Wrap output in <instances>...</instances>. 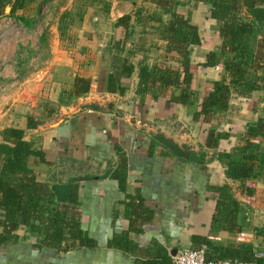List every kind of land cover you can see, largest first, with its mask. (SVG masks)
I'll return each mask as SVG.
<instances>
[{"label":"crops","instance_id":"obj_1","mask_svg":"<svg viewBox=\"0 0 264 264\" xmlns=\"http://www.w3.org/2000/svg\"><path fill=\"white\" fill-rule=\"evenodd\" d=\"M110 2L109 21L112 24L107 31L98 23L101 16L94 17L89 13L77 31V38L82 40L76 43V49L60 52L56 59L26 77L10 70L9 66L0 68V143L5 129L26 126L29 117L43 122L38 129L28 131L26 140L43 150L46 162L33 158L30 166L42 183L54 184L63 177L78 179L82 226L98 242L99 248L71 255L54 250L40 251L33 247L35 240L31 235L21 230L20 245L0 248V264H134L130 256L107 247L115 235L129 230L124 201L126 195L134 197L137 194L154 216L142 234L130 235L139 247L148 249L157 243L171 255L174 249H192V237L203 236L223 248L232 243H245L264 251V173L258 181L249 183L255 189L254 196L237 193L245 210L242 219L251 215L250 225L247 224L242 233L219 232L214 236L211 230L218 195L210 187L230 182L223 164L210 161L214 152L206 143L211 125L194 122L193 114L172 103L170 98L154 101L151 97L137 96L138 71L131 79L122 78V86L126 88L124 95L105 93L107 74L122 70L121 63L116 61L117 54L109 47L112 40H119L124 35L115 24L120 18L134 14L132 3ZM69 7L64 10H71ZM198 7L195 6L191 21L206 33L202 48L194 52L192 66L193 89L200 103L211 92V83L222 78L223 68L222 65L218 68L200 67L207 54L216 49L219 25L206 21L204 31L201 21L204 19H200L199 10L206 9ZM182 10L184 7L179 8V12L186 16ZM205 16L207 19V14ZM136 29L138 37L141 36V28ZM103 32L107 36L101 42ZM85 37L92 39L89 41ZM134 42L139 45L128 48L137 54L136 58L132 57L135 64L146 56L150 65L177 67L171 59L176 55L166 54L165 43L157 39L153 43L146 36L143 42ZM59 71H64L68 80H55ZM76 76L91 79L90 94L75 100L71 106L60 107L62 91ZM259 97V93L248 98L235 97L230 112L216 117L219 131L231 135L228 140L221 141L219 152H229L242 144L241 138L248 123L264 115L261 111L264 105L256 107ZM44 102L56 109L51 119L43 111ZM159 133L180 142L184 150L191 151L189 157L175 156L156 139L155 135ZM121 156L127 163L126 192L112 177ZM88 176L95 179L84 180Z\"/></svg>","mask_w":264,"mask_h":264},{"label":"trees","instance_id":"obj_2","mask_svg":"<svg viewBox=\"0 0 264 264\" xmlns=\"http://www.w3.org/2000/svg\"><path fill=\"white\" fill-rule=\"evenodd\" d=\"M135 8L133 15L120 18L116 29L124 31L119 40H112L109 47L117 54L116 61L122 70L115 74L109 72L106 78L105 93H126L122 86L123 79H131L139 72L135 93L141 98L151 97L154 101L170 98L171 102L187 108L193 114L194 122L211 125L206 146L212 152L210 161L223 164L224 173L230 183L212 186L210 190L218 195L216 212L212 221L211 234L219 232L242 233L251 223V215L245 219L243 204L237 193L252 197L255 189L251 181H258L264 173V115L257 121L250 122L242 136V144L229 152H219L221 141L231 135L219 131L215 119L218 115L230 112L235 97H251L259 93L256 107L264 105V0H124ZM193 2L202 13V24L206 21L219 25L216 49L209 52L206 61L200 67L218 68L222 65L223 76L213 81L211 92L198 103V94L193 89L192 72L194 52L202 48L204 32L192 23L191 18L179 12ZM37 0H0V19L8 17L29 28L30 19L20 12L26 11ZM94 5H76L75 11L63 14L59 31L62 39L67 37L78 21L82 24L89 7L102 5V10L109 16L111 4L104 0L92 1ZM89 6V7H88ZM194 6V7H195ZM10 13H7V11ZM207 14V19L206 15ZM141 28V36L137 35ZM152 35L165 43L167 55L175 54L171 59L176 66L150 65L148 58L134 63L137 54L128 48L143 42L144 36ZM89 41L92 38L85 37ZM42 41H45L43 36ZM82 39L77 38V42ZM73 42V37L68 38ZM76 42V43H77ZM92 89L91 79L76 76L72 84L61 93L59 106L68 107L75 100L86 97ZM48 118L54 117L56 109L49 102L42 104ZM264 113V107L261 109ZM43 122L33 117L28 118L26 126L5 129L0 143V248L18 246L21 242L20 231L25 230L35 240L33 247L54 250L71 255L81 250H97L98 242L89 236L82 226V196L77 178L65 177L56 183H42L37 173L31 168L30 160L46 162V155L33 142L27 141L28 131L36 130ZM205 157V156H204ZM200 162L202 160L200 159ZM112 177L119 181L126 192L127 163L125 157L118 158ZM88 176L84 180H94ZM124 216L130 223L129 230L115 235L108 244V249L124 253L134 260V264H173L169 251L154 243L144 249L135 244L131 234H142L144 227L153 219V214L143 203L139 194L126 195ZM192 249L206 251L208 262L240 261L246 264H264V257L257 258L260 251L252 244L232 243L223 248L208 237L193 236Z\"/></svg>","mask_w":264,"mask_h":264},{"label":"rangeland","instance_id":"obj_3","mask_svg":"<svg viewBox=\"0 0 264 264\" xmlns=\"http://www.w3.org/2000/svg\"><path fill=\"white\" fill-rule=\"evenodd\" d=\"M70 1H73L72 4H70ZM92 1L95 0H37L26 11L20 12V14L30 19L31 26L29 28L8 17L0 19V68H3V65L5 67L9 66L10 70L14 69V71L26 77L33 72L41 70L47 62L56 59V56L60 55V52L68 53L76 49L77 31L79 32L81 29L79 27L82 24L76 21L77 23L67 34V37L62 39L59 31L60 20L65 12L75 11L76 5H94ZM104 1L108 5L111 4L110 0ZM120 1L126 2L124 0ZM68 6H71L69 7L71 10H64ZM187 6L184 7L182 12L187 17L192 18L195 12L194 3L191 5L189 3ZM111 9L112 5L109 15ZM133 12H135V8H133ZM89 13L94 17L101 16L98 23L105 27L104 31L110 29L112 23L109 20L111 18L103 12L102 5L97 4L89 7L86 15ZM200 19H203L202 13ZM204 26L205 23L203 24V30L205 29ZM204 34L206 33L204 32ZM43 36L45 37V41L41 40ZM70 36L73 37V42L68 41ZM104 36L106 38L107 35L103 32L102 36H100L101 42H104V39H102ZM146 38L154 43L155 37H152V35H148ZM105 40H108V38ZM54 78L58 82L64 81L63 79L68 80V76L64 74V71H59Z\"/></svg>","mask_w":264,"mask_h":264},{"label":"built area","instance_id":"obj_4","mask_svg":"<svg viewBox=\"0 0 264 264\" xmlns=\"http://www.w3.org/2000/svg\"><path fill=\"white\" fill-rule=\"evenodd\" d=\"M257 258H263L264 254L259 252L256 254ZM173 264H246L240 261H222V262H208L206 260V251L202 249H180L173 258Z\"/></svg>","mask_w":264,"mask_h":264},{"label":"water","instance_id":"obj_5","mask_svg":"<svg viewBox=\"0 0 264 264\" xmlns=\"http://www.w3.org/2000/svg\"><path fill=\"white\" fill-rule=\"evenodd\" d=\"M7 13H10L8 10ZM156 139L167 146V148L177 157L179 158H188L191 151L184 150L180 142L176 141L175 139L165 137L163 133H159L155 135ZM193 152V151H192ZM178 250L174 249L171 253L172 257H175Z\"/></svg>","mask_w":264,"mask_h":264}]
</instances>
